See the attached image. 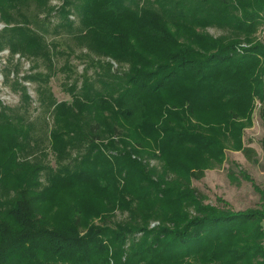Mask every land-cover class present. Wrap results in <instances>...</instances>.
<instances>
[{"label": "trees", "instance_id": "16d2710c", "mask_svg": "<svg viewBox=\"0 0 264 264\" xmlns=\"http://www.w3.org/2000/svg\"><path fill=\"white\" fill-rule=\"evenodd\" d=\"M60 1L54 11L51 0H0L6 24L21 4L40 12L4 27L0 52L45 63L23 78L51 117L54 158H24L38 149L35 126L0 99V264H264V203L233 210L192 187L225 150L243 149L256 102L264 108V43L254 40L264 0ZM48 33L97 57L66 84L70 101L48 86L55 58L71 69ZM7 80L30 104L27 87Z\"/></svg>", "mask_w": 264, "mask_h": 264}, {"label": "rangeland", "instance_id": "374dc122", "mask_svg": "<svg viewBox=\"0 0 264 264\" xmlns=\"http://www.w3.org/2000/svg\"><path fill=\"white\" fill-rule=\"evenodd\" d=\"M50 5L56 11L62 3L60 0H51ZM9 14L13 22L6 24L0 19V31L25 17L32 18V16L40 15V12L35 3L28 2L19 5L15 10H10ZM54 19L56 20V17ZM203 31L214 37L229 36L226 29L216 26H208ZM46 39L48 42L58 43L59 50L71 53L68 57L71 69L69 71L61 69L66 61L65 56L55 58V72L50 76L48 82L52 97L57 102L70 101L71 97L66 90V84L79 79L84 68H89L90 73L92 71V58L97 57L89 54L86 49L75 46L67 33L58 36L48 33ZM254 40L264 43V23L254 34ZM36 72H47L45 63L41 60L25 59L19 54L11 55L7 49L0 52V99L6 106L19 107V113L24 114L35 126L32 138L36 141L32 139L30 145L32 148L38 147V149L33 155H30V151L27 152L24 158L34 161L33 157H37L39 160L54 166V158L48 149L51 117L37 101V84L23 78ZM8 74L9 78L14 79L15 77L17 83L20 82V85L27 87V94L31 98L30 104L25 107L21 105L22 91H18L13 84H10L11 82L7 80ZM262 106L256 102L252 126L246 128L243 133V149L225 150L224 159L221 163H210L200 179L192 180V187L196 189L203 203L217 206H222L225 203L233 210L257 208L261 203H264V155L261 147V139L264 136V108ZM41 150L44 154L41 153ZM144 163L156 174L165 175L168 178L174 177L175 172H164L163 162L157 157L148 156ZM87 197L89 198V202H87L89 206L93 205L94 200L90 193L87 194ZM124 217L125 213L116 212L114 219L120 220ZM92 222L98 221L94 219Z\"/></svg>", "mask_w": 264, "mask_h": 264}]
</instances>
